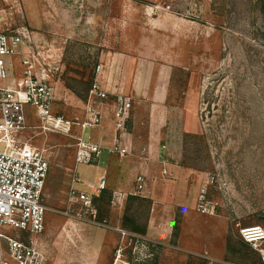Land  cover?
I'll return each instance as SVG.
<instances>
[{
	"label": "rangeland",
	"instance_id": "374dc122",
	"mask_svg": "<svg viewBox=\"0 0 264 264\" xmlns=\"http://www.w3.org/2000/svg\"><path fill=\"white\" fill-rule=\"evenodd\" d=\"M260 1H0V31L29 36L17 55L3 57L6 79L0 80V88L14 87L21 58L36 57L41 65L35 70H49L52 114L65 121H82L97 65V77L111 70L125 72L110 56L136 48L139 18L140 52L145 54L140 57L141 81L142 68L154 67L155 77L163 69L169 72L159 151L154 160L150 153H140V167L152 165L148 176L140 170L146 175V192L135 189L134 195L113 197L106 190L111 196L105 194L93 205L96 215L89 219L75 218L79 208L73 205L72 217L64 215L68 182L74 167V177L85 182L99 177L104 166H74L79 128L42 133L34 110L24 108L28 128L18 138L45 150L48 163L41 198L53 212L43 215L45 264H264L239 235L242 228L264 229ZM145 114L140 126L144 143ZM88 135L94 132L85 131L84 138ZM116 158L110 156L108 162L107 189L123 185L130 191L138 172L115 171ZM74 188L86 191L79 184ZM67 226H76L75 234H64ZM134 226L143 232L131 231ZM116 228L123 232L121 242L114 236Z\"/></svg>",
	"mask_w": 264,
	"mask_h": 264
},
{
	"label": "built area",
	"instance_id": "2783aa9c",
	"mask_svg": "<svg viewBox=\"0 0 264 264\" xmlns=\"http://www.w3.org/2000/svg\"><path fill=\"white\" fill-rule=\"evenodd\" d=\"M2 1V0H0ZM25 39L26 32L0 31V80L6 79L3 57L17 55L15 50ZM22 72L13 88H0V264H45V259L34 244L35 237L43 233V215L53 212L42 204V190L48 173L45 150L32 146L18 138L28 128V114L24 108H32L42 133H67L71 126L79 128L75 140V165H90L105 152L109 156L123 158L129 154L126 140V123L130 119L131 99L125 96L110 95L102 89L97 76L101 67L94 71V81L87 93L85 115L80 122L65 121L52 114L54 101L53 88L49 81V70L41 65L36 57L21 58ZM111 96V98L109 97ZM110 113L107 114V108ZM112 118L113 136L107 146L95 143L85 131L100 127L103 118ZM79 184L86 190H75ZM137 193L144 189V177L135 179ZM106 189L104 178L96 183L79 181L74 170L68 182V208L65 216L72 217L71 205L79 208L74 217L79 220L93 218L96 211L92 200ZM14 233L15 236H12ZM123 235V232H121ZM242 241L251 245L264 262V229L260 227L242 228L239 231Z\"/></svg>",
	"mask_w": 264,
	"mask_h": 264
},
{
	"label": "crops",
	"instance_id": "0c3cea01",
	"mask_svg": "<svg viewBox=\"0 0 264 264\" xmlns=\"http://www.w3.org/2000/svg\"><path fill=\"white\" fill-rule=\"evenodd\" d=\"M121 25L124 24V20L121 21ZM136 36L137 38L136 43L133 46H136L135 49L129 50V52H117L116 54H112L110 57L114 58L116 63L115 67L126 69L125 72H119L115 70V72L107 71L103 77V75L97 77V81L100 78V86L104 91L111 95H119L129 97L132 101V109L130 111V119L126 123V140L125 144L129 148V154L123 158H116L118 164L116 166L115 171L120 169H130L136 170L137 176L142 175L145 177L148 176L150 171V166H146L145 168L140 167V153L145 151L151 154V158L155 159V155L159 151V139L161 135V128L165 125L167 121V82L169 77L168 69H163L161 72L156 75L154 74V67H148L146 69L142 68L143 72V79L141 81V70H140V63L144 66V62L140 59V57L145 56L144 53L141 54L140 50V18L137 21L136 27ZM132 46V47H133ZM124 58L122 60L123 65H117L118 59ZM150 58V55H149ZM104 74V73H102ZM110 107L107 108V114L110 113ZM109 110V111H108ZM146 112L144 121L148 124V128L146 131V143L140 142V126L142 125L143 121V112ZM94 132V135H91V140L95 143H101L104 146H107L112 139L113 136V125L112 121H110L109 115L103 119V123L100 127L91 130ZM142 143V144H141ZM106 156L104 161H102V157ZM150 160V159H149ZM110 161V156L107 155L105 152L101 155V157L97 160H92L90 165H94L96 170H99L100 166L103 165L104 168L102 169L101 175L98 177H94L93 180H87L85 182L89 183H96L99 179L104 178L106 182V175L108 173V162ZM144 161V159H142ZM145 162V161H144ZM154 162V161H153ZM152 162V163H153ZM89 165V166H90ZM88 166V165H87ZM144 169V170H143ZM75 170V167L74 169ZM140 170L146 173L144 176L140 174ZM136 176V177H137ZM98 177V178H97ZM135 177V179H136ZM144 182L146 179L144 178ZM135 180L132 181L130 185V191L124 190L126 189L125 186L120 185L121 188L116 190H109L107 189V182H106V189L111 191L113 197H123L125 194L134 195L135 193ZM146 187V185H145ZM126 191V193H125ZM146 191L143 190L142 193ZM140 194V193H137ZM76 226H68L64 228V234H75ZM114 236L116 237L117 241L121 242L123 237L120 235L122 231L119 228L113 229ZM44 238L36 237L34 239V244L38 248L41 254L43 247ZM88 264V263H85Z\"/></svg>",
	"mask_w": 264,
	"mask_h": 264
},
{
	"label": "trees",
	"instance_id": "16d2710c",
	"mask_svg": "<svg viewBox=\"0 0 264 264\" xmlns=\"http://www.w3.org/2000/svg\"><path fill=\"white\" fill-rule=\"evenodd\" d=\"M260 2H261V11L264 12V0H261ZM105 194H108V197L111 196V194L107 193L106 190H104L97 198H95V199L92 200V204L95 206L96 203L99 201V199L102 198V197H104ZM129 198H131V197H129ZM124 222H125V219L122 222V228L123 227L124 228L126 227V225L124 224ZM131 231L136 232L138 234H140V233L143 232V231L140 232V230L136 226L132 227Z\"/></svg>",
	"mask_w": 264,
	"mask_h": 264
}]
</instances>
